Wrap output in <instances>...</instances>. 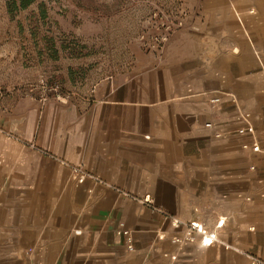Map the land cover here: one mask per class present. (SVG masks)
Masks as SVG:
<instances>
[{
    "label": "crops",
    "instance_id": "1",
    "mask_svg": "<svg viewBox=\"0 0 264 264\" xmlns=\"http://www.w3.org/2000/svg\"><path fill=\"white\" fill-rule=\"evenodd\" d=\"M188 15L152 74L86 99H2L0 264L264 259V0ZM220 218L211 245L189 227Z\"/></svg>",
    "mask_w": 264,
    "mask_h": 264
},
{
    "label": "rangeland",
    "instance_id": "2",
    "mask_svg": "<svg viewBox=\"0 0 264 264\" xmlns=\"http://www.w3.org/2000/svg\"><path fill=\"white\" fill-rule=\"evenodd\" d=\"M198 1L0 0V110L15 90L86 99L103 81L154 73Z\"/></svg>",
    "mask_w": 264,
    "mask_h": 264
},
{
    "label": "built area",
    "instance_id": "3",
    "mask_svg": "<svg viewBox=\"0 0 264 264\" xmlns=\"http://www.w3.org/2000/svg\"><path fill=\"white\" fill-rule=\"evenodd\" d=\"M210 100H211L212 103H215V104H218V105L221 104V102H222V98H220V96H218V95L210 97ZM205 126L207 128H213L214 127V123H213V121L210 120L209 122L205 123ZM215 131H216L215 133H217L218 135L221 134L219 132V130H215ZM237 132L238 133H243V132H245V129L244 128H239L237 130ZM253 149L254 150H258V145L257 144L253 145ZM78 179L82 180L83 178H82V176H79ZM144 200L150 201L149 197H146ZM165 217L171 219V222L174 225H176V226L181 223V220L179 218H175L172 215H170L169 213H166ZM223 223H224V219L220 218L218 220L215 228L207 229L206 226L203 223L198 222V221H191L190 224H189V227L191 229L196 230L199 233L200 239H201V243L203 245H211L214 242L219 240L218 239V230H217V228L222 226ZM188 234H189V236L191 235L190 232ZM128 246L130 248L132 247L131 241L129 242ZM249 257H250L251 264H264V259H262V258H260V257H258L256 255L249 254Z\"/></svg>",
    "mask_w": 264,
    "mask_h": 264
},
{
    "label": "trees",
    "instance_id": "4",
    "mask_svg": "<svg viewBox=\"0 0 264 264\" xmlns=\"http://www.w3.org/2000/svg\"><path fill=\"white\" fill-rule=\"evenodd\" d=\"M31 1L32 0H22V5L26 6V5L30 4Z\"/></svg>",
    "mask_w": 264,
    "mask_h": 264
}]
</instances>
